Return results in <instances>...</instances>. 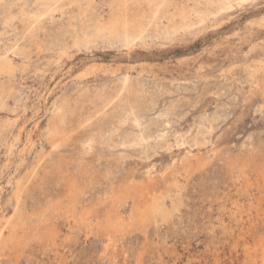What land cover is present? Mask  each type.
<instances>
[{
	"label": "rangeland",
	"instance_id": "374dc122",
	"mask_svg": "<svg viewBox=\"0 0 264 264\" xmlns=\"http://www.w3.org/2000/svg\"><path fill=\"white\" fill-rule=\"evenodd\" d=\"M85 9L0 1V264H264V0L176 31L171 7L128 45L76 40Z\"/></svg>",
	"mask_w": 264,
	"mask_h": 264
},
{
	"label": "bare ground",
	"instance_id": "6f19581e",
	"mask_svg": "<svg viewBox=\"0 0 264 264\" xmlns=\"http://www.w3.org/2000/svg\"><path fill=\"white\" fill-rule=\"evenodd\" d=\"M1 2H4L6 0H0ZM57 1V0H55ZM84 3L87 5V9H85L86 12V19L85 21H83L82 25L80 26V31L79 33L77 32L76 33V38H80L82 39L85 43H89L91 41H94V39H96L97 37H100L102 39H108L110 41H119L121 43H124V44H130V42H132L134 39H137L138 37L142 36L144 34V32L147 30V25L148 23L150 22L148 19H155L156 18V15L161 12L165 13V15H167L169 13V9L171 7L174 8V15H177L179 16V21H177L176 23H171L173 24V28L176 30H180V29H185V28H188L190 27L192 24L191 22L189 21V15L191 14V11L192 12H195L200 19H203L204 18V15L205 14H216L222 10H226L228 8H231L233 4H241L243 3L244 1L246 0H201L200 3H197L194 7L191 8V10H187L185 9L184 7L183 8H180L179 6H176V2L175 0H151L149 3L152 4V9L150 10L149 8V12H147L145 14V12H142V13H137L136 15L134 16H130L128 17L129 15H127V13H121V12H116L114 13L113 15L112 14H109V15H112L110 16L108 19H106V21L104 20H100L98 17L96 18H93L92 17V13H93V10L90 5V2H92L91 0H83ZM115 3L121 0H113ZM123 1H126V0H123ZM72 2V1H71ZM16 3V2H15ZM114 3V4H115ZM148 3V4H149ZM71 4V3H70ZM73 4V3H72ZM113 4V3H112ZM111 4V5H112ZM198 5H201V6H198ZM204 5V7H203ZM23 6V5H22ZM115 6V5H114ZM132 5H130L131 7ZM111 7V6H110ZM119 7V6H118ZM125 7V6H124ZM123 7V9H124ZM209 7V10H206L207 8ZM128 8V7H127ZM12 5H8L7 6V9L4 10L3 12V18L6 22H9L11 21L13 18L17 17L18 15H23L25 13L24 11V8L23 7H20L18 9V12L17 13H13L12 11ZM115 9V8H114ZM117 9H120L117 8ZM126 9V8H125ZM124 11H127L125 10ZM131 9V8H130ZM3 10V9H2ZM121 10V9H120ZM129 10V9H128ZM27 11V10H26ZM118 11V10H117ZM53 13V12H52ZM82 13V12H81ZM129 13V12H128ZM167 13V14H166ZM33 14V13H32ZM158 14V15H159ZM162 15V14H161ZM173 15V14H172ZM195 15V14H194ZM27 16H30V15H27ZM36 16V15H35ZM42 16V15H41ZM82 16V15H81ZM80 16V17H81ZM121 16V17H120ZM169 16V14H168ZM215 16V15H213ZM24 17V16H23ZM38 18V17H37ZM152 22V21H151ZM155 23V22H154ZM9 24V23H8ZM80 24V23H79ZM10 25V24H9ZM153 26H155L153 24ZM69 27H71L72 30H74L76 32V29L74 28V25L70 24ZM31 29V28H30ZM69 31V29H68ZM25 33V32H24ZM33 33V32H32ZM71 35V34H70ZM24 36V35H23ZM28 37V36H27ZM143 37V36H142ZM77 40V39H76ZM75 42V41H74ZM1 54V53H0ZM6 60V59H5ZM7 61V60H6ZM4 63V62H3ZM11 65V64H10ZM4 66V65H3ZM2 66V67H3ZM13 67V66H12ZM0 69H2L0 67ZM14 71V70H12ZM12 71H10L12 73ZM2 73V71H1ZM3 86V85H2ZM5 89V88H4ZM114 113V112H113ZM122 121V120H121ZM123 122V121H122ZM54 129V128H53ZM62 130V129H61ZM54 132V130H53ZM63 132V131H62ZM61 135V134H60ZM64 136H62L61 138H63ZM57 138V137H56ZM56 141V140H55ZM59 142V141H58ZM133 146V145H132ZM143 149V148H142ZM240 160V159H239ZM251 161V160H250ZM252 162V161H251ZM250 162V163H251ZM238 163V162H237ZM242 163V162H241ZM190 164V163H189ZM195 164V163H194ZM197 164V163H196ZM69 165V164H68ZM245 166V164H243ZM256 165V164H255ZM239 166V165H238ZM187 167V166H186ZM237 167V166H236ZM243 167V166H241ZM193 168V167H192ZM196 168V167H195ZM253 168V167H252ZM257 168V167H255ZM194 169V168H193ZM197 169V168H196ZM247 169V168H246ZM261 169V168H260ZM188 170V169H187ZM194 171V170H193ZM235 171V170H234ZM233 171V173H234ZM241 171V170H240ZM243 171V169H242ZM263 171V170H262ZM184 172V170H183ZM237 172V171H236ZM187 173V172H186ZM232 173V174H233ZM239 173V172H238ZM253 173V172H252ZM131 174V173H130ZM172 177V176H171ZM182 177V176H181ZM245 177V182L247 183V186L249 185L250 187V177H248L247 175L244 176ZM258 177V176H256ZM189 178V177H188ZM187 178V179H188ZM86 179V178H85ZM232 179V178H231ZM241 179V178H240ZM264 179V178H263ZM112 180V179H111ZM110 180V181H111ZM242 180V179H241ZM262 180V179H261ZM74 181V180H73ZM188 181V180H187ZM238 181V180H237ZM257 181V180H256ZM23 182V181H22ZM75 182V181H74ZM86 182V181H85ZM243 182V181H242ZM260 182V181H259ZM20 183V182H18ZM87 183V182H86ZM258 183V182H257ZM261 183V182H260ZM259 183V184H260ZM237 185V184H236ZM254 185V184H253ZM21 188L22 186L19 185ZM78 186V185H76ZM88 186V185H87ZM246 186V185H244ZM247 186L244 187V191L247 193ZM130 187V186H128ZM147 187V185H146ZM237 187H240V184L239 186ZM252 187V186H251ZM114 188V187H113ZM144 188V187H143ZM241 188V187H240ZM254 188V187H253ZM258 188V187H257ZM74 189V188H73ZM256 189V188H255ZM18 190V189H17ZM168 190V189H167ZM75 191V190H74ZM18 192V191H17ZM22 192V190H21ZM72 192V191H71ZM121 192V191H119ZM119 192H116V201H118L120 199V196H119ZM141 192V191H140ZM148 192V191H147ZM21 194V193H20ZM68 194V193H67ZM66 194V195H67ZM87 194V193H86ZM150 194V193H149ZM124 195V194H123ZM144 195V194H143ZM263 195V194H262ZM19 196V195H18ZM81 196V195H80ZM86 196V195H85ZM241 196V195H239ZM127 197V196H126ZM142 197V196H141ZM263 197V196H262ZM19 198V197H18ZM264 198V197H263ZM73 199V198H72ZM126 199V198H125ZM142 199V198H141ZM147 199V198H146ZM89 200V199H88ZM100 200V199H99ZM17 201V200H16ZM21 201V200H20ZM23 201V200H22ZM73 201V200H72ZM125 201V200H124ZM137 201V200H136ZM19 202V201H18ZM72 203V202H71ZM70 203V204H71ZM123 203V202H122ZM135 203V202H134ZM146 203V201H145ZM144 203V204H145ZM23 204V202H22ZM120 206V205H119ZM118 206V207H119ZM137 206V205H135ZM122 207V206H121ZM140 207V206H139ZM147 207V206H146ZM231 207V206H230ZM73 208V207H72ZM117 208V207H116ZM145 208V206H144ZM146 209V208H145ZM136 210V208H135ZM138 210H141V209H138ZM148 210V209H147ZM146 210V212H148ZM154 210V209H153ZM156 210V209H155ZM218 210V209H217ZM108 211V210H107ZM106 211V212H107ZM110 211V210H109ZM15 212V211H14ZM142 212V211H141ZM144 214L146 213L145 210L143 211ZM111 214H109V216H112L113 219H114V224L116 226H119V225H122L123 222H124V218L123 216L121 215L120 211H111L110 212ZM131 213V212H130ZM140 213V212H139ZM157 213V212H156ZM219 213V212H218ZM17 214V213H16ZM230 214V213H229ZM88 215V214H87ZM124 215V214H123ZM134 215V214H133ZM141 215V214H140ZM149 215V214H148ZM83 216V215H82ZM89 216V215H88ZM99 216V215H97ZM147 216L144 215V217ZM150 216V215H149ZM86 217V216H85ZM84 217V218H85ZM108 217V215H107ZM106 217V218H107ZM143 217V216H142ZM11 218V217H10ZM99 218V217H98ZM140 218V217H139ZM150 218V217H149ZM155 218V217H154ZM80 219V218H79ZM82 219V218H81ZM112 219V220H113ZM128 219V218H127ZM143 219V218H142ZM141 219V220H142ZM7 220V219H6ZM144 220V219H143ZM142 220V221H143ZM97 221V220H96ZM99 221V220H98ZM135 220H133V223H134ZM128 222V221H127ZM23 223V221H22ZM112 223V222H111ZM110 223V224H111ZM126 223V222H125ZM124 223V224H125ZM129 223V222H128ZM104 224V223H103ZM109 224V223H108ZM13 225V224H12ZM22 225V224H21ZM113 225V224H112ZM111 226V225H110ZM127 226V225H126ZM1 229V228H0ZM113 229V228H112ZM121 229V228H120ZM17 230V229H16ZM117 231V230H116ZM1 232V231H0ZM45 232V231H44ZM12 233V232H11ZM42 233V232H41ZM12 238V237H11ZM13 239V238H12ZM245 242V241H244ZM8 244V243H6ZM4 244V246L6 245ZM10 244V243H9ZM262 249H263V252H264V239H263V243H262ZM258 244L256 243V246ZM7 246V245H6ZM260 246V245H259ZM248 251V250H247ZM263 260H264V255H263Z\"/></svg>",
	"mask_w": 264,
	"mask_h": 264
}]
</instances>
